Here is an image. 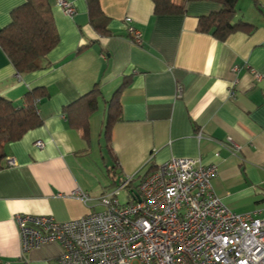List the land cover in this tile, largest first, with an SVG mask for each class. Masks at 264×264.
I'll use <instances>...</instances> for the list:
<instances>
[{
    "label": "crops",
    "instance_id": "crops-1",
    "mask_svg": "<svg viewBox=\"0 0 264 264\" xmlns=\"http://www.w3.org/2000/svg\"><path fill=\"white\" fill-rule=\"evenodd\" d=\"M65 1L72 16L49 0L59 40L44 69L19 75L0 49V98L20 107L30 90L49 95L38 107L41 127L4 147L0 258L21 264L16 215L63 224L100 212L103 195L172 157L215 164L214 194L232 212L264 219V0L237 1L234 22L252 28L223 42L197 30L199 17L220 10L216 3L189 1L179 13L155 15L150 0H100L108 22L99 35L86 0ZM24 2L0 0V30ZM125 18L140 32V44L132 42ZM96 85L85 139L65 110ZM118 90L120 121L107 143V102ZM8 159L15 165L6 167ZM62 253L60 243L44 244L25 255V264H58Z\"/></svg>",
    "mask_w": 264,
    "mask_h": 264
},
{
    "label": "built area",
    "instance_id": "built-area-1",
    "mask_svg": "<svg viewBox=\"0 0 264 264\" xmlns=\"http://www.w3.org/2000/svg\"><path fill=\"white\" fill-rule=\"evenodd\" d=\"M57 5L73 15L70 3L58 0ZM124 21L132 42L140 44L131 19ZM35 145L43 147L42 142ZM5 165L15 162L8 159ZM217 173L215 164L172 157L140 177L136 186L135 176L127 177L103 195L100 212L63 224L50 216L16 215L20 263H26L30 251L58 242L63 247L58 264H264V219L229 210L212 190ZM133 186L135 201L120 204L121 191ZM0 264L10 263L0 258Z\"/></svg>",
    "mask_w": 264,
    "mask_h": 264
},
{
    "label": "trees",
    "instance_id": "trees-1",
    "mask_svg": "<svg viewBox=\"0 0 264 264\" xmlns=\"http://www.w3.org/2000/svg\"><path fill=\"white\" fill-rule=\"evenodd\" d=\"M150 1L153 3L155 15L179 13L183 9V3L189 1H208L218 4L220 10L217 13L199 17L197 30L200 33H210L219 42L225 41L230 35L241 30L252 28L242 21L234 22L238 0H181L180 5H176L173 0ZM86 3L90 25L99 35H105L108 18L100 9V0H86ZM58 40L49 0H25L22 6L12 10L10 23L0 30V49L19 75L44 69L47 55L56 47ZM119 93L120 90L116 91L107 102L103 133L107 143L110 142L113 125L120 121ZM98 94V85H96L82 100L65 110L70 125L80 129L85 139L89 138L88 118L96 109L95 99ZM48 97V93L42 88L30 90L25 95L23 106L20 107L0 98V170L5 159L4 147L8 143L19 141L28 131L41 127L42 120L38 107ZM127 191V201H135L138 195L136 187L127 188Z\"/></svg>",
    "mask_w": 264,
    "mask_h": 264
},
{
    "label": "rangeland",
    "instance_id": "rangeland-1",
    "mask_svg": "<svg viewBox=\"0 0 264 264\" xmlns=\"http://www.w3.org/2000/svg\"><path fill=\"white\" fill-rule=\"evenodd\" d=\"M137 183H138V180H135L133 182V185L136 186ZM127 196H128V191L127 190H123V191H121L120 196L117 198V200L119 201L120 204H125L127 202V200H128Z\"/></svg>",
    "mask_w": 264,
    "mask_h": 264
}]
</instances>
